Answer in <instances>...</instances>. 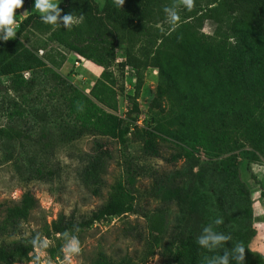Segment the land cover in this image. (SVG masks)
Listing matches in <instances>:
<instances>
[{
    "label": "trees",
    "instance_id": "16d2710c",
    "mask_svg": "<svg viewBox=\"0 0 264 264\" xmlns=\"http://www.w3.org/2000/svg\"><path fill=\"white\" fill-rule=\"evenodd\" d=\"M58 7L61 17L73 15L76 23L71 30L54 28L41 21L40 13H29L19 22L15 38L0 41V77H7L10 90L24 97L32 92L39 72L64 87L66 80L55 69L64 56L58 58L52 50L39 54L49 42L97 64L102 68L100 77L90 96L66 83L64 105H55L50 112L41 100L44 107L33 110L38 119L29 133L22 122L27 123L30 114L15 102L14 108L7 109L8 122L0 126V147L19 159V147L25 148L24 141H31L35 150L27 153L29 165L20 172L25 181H31L53 175L39 161V153L83 134L108 135L125 147L124 175L112 186L106 202L88 216L61 213L40 233L2 242L0 264L35 260L38 246L33 247L31 241L58 234V244L49 252L59 256L65 233L69 239L95 222L137 212L136 183L144 169L128 153L130 133L140 142L144 155L155 157L160 155L158 139L164 134L179 148L169 160H184L182 169L153 176L150 194L163 206L146 214L151 248L143 263L167 232V206L175 202L179 212L166 264H208L209 259L237 244L245 247L244 264H264V255L250 248L257 232L252 223V190L243 177L250 171L244 160L264 158V0H193L191 10L182 0H124L121 7L115 0H105L103 5L97 0H62ZM165 7L177 12L176 22L167 18ZM18 20L16 16L15 22ZM206 21L214 25L211 34L203 31ZM36 34L47 38L41 39V45L27 46ZM149 68L157 70L158 83L147 108L150 120L140 126L138 99ZM26 72L32 74L30 78L25 77ZM118 78L122 79L121 91L126 90V78L132 83L131 122L114 113L118 110ZM55 119L60 123L50 126ZM243 140L255 150H244L247 143ZM201 151L207 159L200 158ZM103 163L101 153L91 156L85 181L100 184ZM38 203L31 190L24 191L20 202L7 208L0 237L19 235ZM217 218L223 223L215 225ZM209 225L230 237L212 251L197 243L202 229ZM92 264L134 263L115 261L101 252Z\"/></svg>",
    "mask_w": 264,
    "mask_h": 264
},
{
    "label": "rangeland",
    "instance_id": "374dc122",
    "mask_svg": "<svg viewBox=\"0 0 264 264\" xmlns=\"http://www.w3.org/2000/svg\"><path fill=\"white\" fill-rule=\"evenodd\" d=\"M61 1L54 0L58 5ZM97 1L100 5L105 2V0ZM25 8L30 12L23 14L22 10ZM31 12L39 13L34 9V0H24L21 8L14 10V15L19 18L15 22V30L18 28L19 22ZM213 29L212 22L206 21L203 31L211 34ZM46 38L47 36L36 34L33 37L34 41H28L27 46L33 48L32 43L35 46L41 45V39L45 40ZM44 50H52L58 58L63 55L64 60L61 66L55 69L64 77L67 85L70 84L78 91L90 96V90L100 77L102 68L74 52L64 50L55 43L49 42L46 49L39 50V54L41 51L44 54ZM39 73L36 75L37 80L32 92L26 93V97L10 90V82L7 77H0V126L8 122L7 109L8 107L10 110L14 108L15 102L26 107V111L30 114L29 117H26L27 123L23 124L22 122L27 133L31 131L35 125V120L38 119L33 113L35 107L46 105L48 107L47 112H50L55 105H64L62 101L66 96L64 94L67 93L66 83L64 87H60L50 76L45 77L41 72ZM31 75L30 72L25 73L26 78H30ZM118 79V84L115 86L118 91V110L114 113L131 122L133 114L130 112L129 95H132L133 92L131 91L130 79L126 78L125 84L127 85L124 91H121L120 88L122 79ZM157 83V70L149 68L145 73L144 85L138 99L142 113L137 122L140 126L146 125V122L150 120L147 108L155 96ZM41 100L45 102L44 105ZM59 120H52L53 122H49L51 123L49 125L59 124ZM129 136L128 153L133 160L143 165L144 169V173L138 177L136 183L137 212L112 216L95 222L82 233L73 235L72 237H75L79 243L80 252L78 255L69 257L65 251L66 241H61L63 246L61 255L51 256L49 250L57 246L58 234L57 237L43 239L47 242L46 247L38 246L36 248V254L39 253L40 256L39 261H22L15 264H92L101 252L115 261L131 260L134 264H166L170 258L168 247L171 243L174 227L177 224L179 206L175 202L167 206L169 208L168 230L163 235L161 243L155 246L153 255L143 263L151 248V232L146 214L159 206H163L160 199L150 194V187L156 173H173L182 169L184 160H169L179 148L177 142L175 143L164 134L158 139L160 155L157 157L144 155L140 142L134 141L131 138V133ZM243 141L247 143L246 140ZM30 142L27 139L24 141L25 148L19 147L18 154H16L19 155V159L10 157V153L0 147V223L6 216L7 208L19 203L24 191L31 190L39 201L28 220L22 224L20 234L14 237H0V244L15 239L29 238L34 231L40 233L46 223H50L61 213L74 214L78 218L88 216L106 202L112 186L124 175L122 162L125 147L117 139L108 135L83 134L69 142L56 144L47 152L39 153V161L47 169L52 170V176L47 179L25 181L20 172H24L26 166L29 165L26 159L27 153L35 150ZM244 147V150H255L250 143ZM95 153H101L104 161L100 184L88 183L84 177L85 167ZM228 155L216 157L214 160H219ZM22 156L25 158L24 160L21 159ZM199 156L202 160L207 159L203 151L199 153ZM39 157L37 156V158ZM244 162L246 163L245 167L250 170L243 177L252 190V223L257 232L250 243V248L264 255V231H258V228L264 225V158L261 156L255 162L246 160ZM197 168L194 170L196 171ZM95 187H99L97 192L94 191Z\"/></svg>",
    "mask_w": 264,
    "mask_h": 264
},
{
    "label": "clouds",
    "instance_id": "9594fccd",
    "mask_svg": "<svg viewBox=\"0 0 264 264\" xmlns=\"http://www.w3.org/2000/svg\"><path fill=\"white\" fill-rule=\"evenodd\" d=\"M24 0H0V41H7L9 39L15 38V17L14 10L21 8ZM124 0H115L117 7H121ZM182 4L188 10H191L193 6V0H182ZM34 9H36L41 15L40 19L43 23L52 25L54 28L57 26H63L67 30H71L72 26L76 23L73 15L71 13L65 14L61 17V9L58 7V3L54 0H34ZM164 12L167 18L171 22H176L179 17L177 12L169 7L164 8ZM41 55L43 52L41 51ZM215 225H220L223 223L222 219L217 218L214 221ZM66 244L65 251L69 257L78 255L80 252V247L77 239L75 237L67 238L65 233ZM230 237L213 231L211 225L206 226L202 229L201 235L197 238V243L209 251L213 249L222 247ZM33 247H46V241H37L33 239L31 241ZM244 252L245 247L243 245L237 244L231 251H225L222 255L214 256L209 259L208 264H244ZM39 253L35 256V260L39 261Z\"/></svg>",
    "mask_w": 264,
    "mask_h": 264
},
{
    "label": "water",
    "instance_id": "95a60500",
    "mask_svg": "<svg viewBox=\"0 0 264 264\" xmlns=\"http://www.w3.org/2000/svg\"><path fill=\"white\" fill-rule=\"evenodd\" d=\"M28 12H30V11L28 9H26V8L24 10H22L23 14H27Z\"/></svg>",
    "mask_w": 264,
    "mask_h": 264
},
{
    "label": "crops",
    "instance_id": "0c3cea01",
    "mask_svg": "<svg viewBox=\"0 0 264 264\" xmlns=\"http://www.w3.org/2000/svg\"><path fill=\"white\" fill-rule=\"evenodd\" d=\"M258 231H264V225L260 228H258ZM259 235H260V233H259Z\"/></svg>",
    "mask_w": 264,
    "mask_h": 264
},
{
    "label": "built area",
    "instance_id": "2783aa9c",
    "mask_svg": "<svg viewBox=\"0 0 264 264\" xmlns=\"http://www.w3.org/2000/svg\"><path fill=\"white\" fill-rule=\"evenodd\" d=\"M127 85V84H126ZM131 88H132V83H131Z\"/></svg>",
    "mask_w": 264,
    "mask_h": 264
}]
</instances>
